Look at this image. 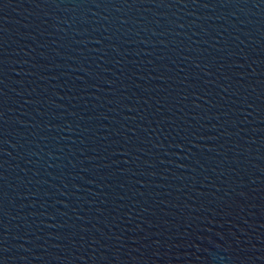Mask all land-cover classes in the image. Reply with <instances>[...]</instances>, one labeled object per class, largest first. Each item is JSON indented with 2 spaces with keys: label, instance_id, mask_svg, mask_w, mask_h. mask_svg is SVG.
<instances>
[{
  "label": "water",
  "instance_id": "water-1",
  "mask_svg": "<svg viewBox=\"0 0 264 264\" xmlns=\"http://www.w3.org/2000/svg\"><path fill=\"white\" fill-rule=\"evenodd\" d=\"M0 264H264V0H0Z\"/></svg>",
  "mask_w": 264,
  "mask_h": 264
}]
</instances>
